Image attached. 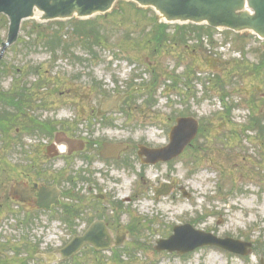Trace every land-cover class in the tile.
<instances>
[{
    "label": "rangeland",
    "instance_id": "obj_1",
    "mask_svg": "<svg viewBox=\"0 0 264 264\" xmlns=\"http://www.w3.org/2000/svg\"><path fill=\"white\" fill-rule=\"evenodd\" d=\"M115 10L92 21L100 36L93 47L95 56L81 40L71 39L74 23L47 28L48 34L57 32L70 48L67 53L61 48L52 52L44 40L28 35L33 22L39 23L32 19L23 22L18 42L0 62V94L16 85L34 98L27 114H50L74 125L84 118L81 128L93 125L97 138L156 148L168 143L176 118L193 117L199 122L201 133L192 149L173 161L137 162L132 170L101 164L102 174L116 181L112 187L116 200L131 208L128 218L122 214L121 225L131 223L137 232L127 237L131 245L110 249L102 260L100 256L94 261L87 252L86 264H264V68L258 73L254 66L263 56L264 43L249 33L244 38L217 34L212 51L220 59L211 66V51H184L187 44L197 45L194 41L173 45L172 28L166 30L163 43L151 42V14H136L122 4ZM7 28L8 20L0 16V44L6 40ZM33 67H38L36 73ZM16 69L21 72L15 73ZM116 96L122 101L105 113L111 114L113 128L101 129L98 118L88 121V114L99 112L103 99ZM5 107L0 100V110ZM172 182L176 189L155 199L154 189ZM185 224L217 238L250 244L247 255L211 246L186 254L155 250L159 239ZM48 235L44 231L43 236ZM6 236L0 231L1 244ZM53 245L42 243L47 251ZM76 261L71 263L80 264Z\"/></svg>",
    "mask_w": 264,
    "mask_h": 264
},
{
    "label": "flooded vegetation",
    "instance_id": "obj_2",
    "mask_svg": "<svg viewBox=\"0 0 264 264\" xmlns=\"http://www.w3.org/2000/svg\"><path fill=\"white\" fill-rule=\"evenodd\" d=\"M21 96L25 100L20 109L10 112L15 103L5 91L6 107L0 114V231L7 235L0 243V264H50L43 262L41 247L43 241L54 239L44 237V231L68 245L93 226L104 230L93 232L91 242L86 241L72 258L102 253L95 251V245H126L136 228L123 227L120 218L122 214L128 218L131 208L116 200L112 189L116 181L103 175L100 166L124 164L132 170L142 160L139 145L97 138L93 125L81 128L84 118L74 125L50 114H27L34 98ZM91 115L88 121L105 114Z\"/></svg>",
    "mask_w": 264,
    "mask_h": 264
},
{
    "label": "water",
    "instance_id": "obj_3",
    "mask_svg": "<svg viewBox=\"0 0 264 264\" xmlns=\"http://www.w3.org/2000/svg\"><path fill=\"white\" fill-rule=\"evenodd\" d=\"M118 2L134 3L142 9L150 8L165 23L207 25L239 34L251 33L264 40V0H0V14L9 21L7 40L1 44L0 60L6 49L16 42L21 23L25 20L34 19L41 23L72 18L85 20L111 12ZM197 131L198 122L194 118H178L170 132L168 146L159 150H144L139 155L147 157L146 163L171 160L183 152ZM168 192L169 188L161 187L156 190V197ZM99 227L93 226L92 229L105 233ZM92 234L88 232L84 238L75 240L60 251L62 257L78 251ZM205 245L219 246L242 255L246 254V248L250 246L231 239L220 240L184 225L175 227L173 235L159 241L155 249L183 254ZM108 247L104 245L100 248Z\"/></svg>",
    "mask_w": 264,
    "mask_h": 264
},
{
    "label": "trees",
    "instance_id": "obj_4",
    "mask_svg": "<svg viewBox=\"0 0 264 264\" xmlns=\"http://www.w3.org/2000/svg\"><path fill=\"white\" fill-rule=\"evenodd\" d=\"M133 11L136 14H151V20L153 23L154 27V32L151 34V42L155 43L156 45H160L161 43L164 42V40L167 39V36L165 37L166 30L168 29V26L161 25L157 23V17L154 15L151 10H141L138 9L135 5L129 4ZM69 24L74 23L76 26L72 28V31L74 32V38H71L72 40H77L80 41L83 44V47L88 50V53L90 55L95 56V52L93 51V47L98 44L100 41V36L99 33L97 32V29L93 28L91 24L93 22L88 21V22H81V21H74V22H68ZM66 24L63 23H56L55 26L60 28L61 26H64ZM174 32L175 34L172 36L170 39L173 42V45L178 46L179 44H186V42H189V40H197V45H194L192 48L191 53L192 54H197L198 52L200 53H206V48L201 42V38L203 36H208L212 45V33L214 32L212 29L207 28V27H197V26H183V27H174ZM95 35V36H94ZM35 40H44V45L49 47L50 49L55 52L57 49L62 48L65 51L69 49V45H65L62 43V38L57 35V32H55L53 35H49L46 33H37L36 34V39ZM90 41V42H89ZM184 48H189V46L185 45ZM207 54V53H206ZM263 56L259 58L258 64H254V66L257 67V72L259 73L262 68H264V52L262 54ZM211 58L210 62L208 60V63L211 66H216V59L210 55ZM78 59V58H77ZM206 60V59H205ZM176 83V82H175ZM220 90H225L224 87H221L219 85L218 87ZM15 98V95H13Z\"/></svg>",
    "mask_w": 264,
    "mask_h": 264
},
{
    "label": "bare ground",
    "instance_id": "obj_5",
    "mask_svg": "<svg viewBox=\"0 0 264 264\" xmlns=\"http://www.w3.org/2000/svg\"><path fill=\"white\" fill-rule=\"evenodd\" d=\"M145 207H147V206H145Z\"/></svg>",
    "mask_w": 264,
    "mask_h": 264
}]
</instances>
